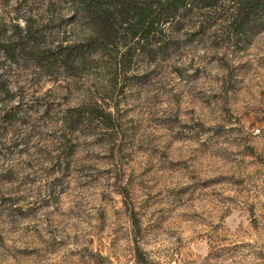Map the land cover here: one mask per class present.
<instances>
[{
	"label": "rangeland",
	"instance_id": "1",
	"mask_svg": "<svg viewBox=\"0 0 264 264\" xmlns=\"http://www.w3.org/2000/svg\"><path fill=\"white\" fill-rule=\"evenodd\" d=\"M16 5L0 0V264H264V29L183 31L115 79L103 56L73 74L35 58L88 31L65 4Z\"/></svg>",
	"mask_w": 264,
	"mask_h": 264
},
{
	"label": "trees",
	"instance_id": "2",
	"mask_svg": "<svg viewBox=\"0 0 264 264\" xmlns=\"http://www.w3.org/2000/svg\"><path fill=\"white\" fill-rule=\"evenodd\" d=\"M19 14H32L40 6L67 5L68 21L82 25L81 39L59 44L54 49L32 51L35 58L63 68L70 74L106 58L114 66V75L124 79L137 51L154 58L155 51L165 58L179 48L182 32L189 40L203 35L225 36L231 45L246 42L264 29V0H16ZM47 7V6H46ZM24 11V12H22ZM26 16V15H25ZM9 45L0 43L9 56ZM106 51H119L115 55ZM148 51V52H147ZM103 56V57H102ZM113 56V57H112ZM127 65V66H126ZM25 110L29 109L25 105ZM73 110H70L72 112ZM18 112V111H17ZM16 111H8L13 118ZM7 113V114H8ZM6 114V115H7ZM94 117L107 124L110 112L93 111ZM84 115L80 113L77 116ZM75 120V119H74Z\"/></svg>",
	"mask_w": 264,
	"mask_h": 264
}]
</instances>
